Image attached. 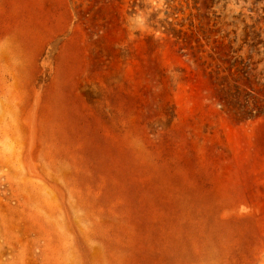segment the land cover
<instances>
[{
	"label": "rangeland",
	"instance_id": "obj_1",
	"mask_svg": "<svg viewBox=\"0 0 264 264\" xmlns=\"http://www.w3.org/2000/svg\"><path fill=\"white\" fill-rule=\"evenodd\" d=\"M0 264H264V0H0Z\"/></svg>",
	"mask_w": 264,
	"mask_h": 264
},
{
	"label": "trees",
	"instance_id": "obj_2",
	"mask_svg": "<svg viewBox=\"0 0 264 264\" xmlns=\"http://www.w3.org/2000/svg\"><path fill=\"white\" fill-rule=\"evenodd\" d=\"M254 110H259L258 109V107H254V106H252L251 108H247V111L249 112V114H250V116H251V114H252V112L254 111Z\"/></svg>",
	"mask_w": 264,
	"mask_h": 264
}]
</instances>
